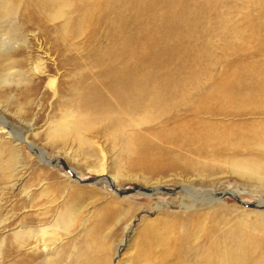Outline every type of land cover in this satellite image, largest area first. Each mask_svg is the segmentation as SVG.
Wrapping results in <instances>:
<instances>
[{"label":"bare ground","instance_id":"bare-ground-1","mask_svg":"<svg viewBox=\"0 0 264 264\" xmlns=\"http://www.w3.org/2000/svg\"><path fill=\"white\" fill-rule=\"evenodd\" d=\"M211 2L0 0L1 14L5 6L17 8L9 15L14 16L13 31L24 27L33 36L20 40L3 28L2 53L15 51L22 41L40 42L39 33L46 32L49 22H66L54 27L61 33V42L54 38L53 43L65 46L60 49L61 54L57 47L64 60L55 63V69L63 71L62 82L67 83L71 95L68 103L79 118L70 124H50L46 135L49 140L58 148L76 145L81 158L75 162L100 177L95 180L97 184L105 181L114 188L124 180L140 182L148 187H136V191L147 197L174 194L169 185H177L185 191L180 201L182 209L195 208L188 204L191 201L207 204L200 212H164L173 217L171 221L160 217L151 222L144 220L142 243L134 260L137 264H264V84L259 83L257 76L246 82L244 76L234 71L225 79L219 78L211 88L198 85L202 66L210 58L212 61L211 53L202 47L201 36L205 34L198 31ZM69 21L86 27L74 30L73 37L84 36L85 42L99 48L86 55L76 51L67 59L66 52L75 51L65 45L69 43ZM248 30L254 33L256 27L249 25ZM30 49L28 56L32 58ZM39 51H44L40 45ZM20 64L11 61L0 83L31 84L35 77L40 79L50 71L39 59L32 65L31 73H27L32 74L30 79L26 73L12 74V67ZM55 83V77L49 78L48 87L58 95L61 90L55 88ZM244 116L257 118L254 122L229 123L221 128L211 122ZM3 124L6 127H0V135L13 138L14 132L7 129L6 122ZM99 137L105 140L106 149L110 145L118 151L113 161L104 146L98 144ZM39 152L44 156L41 149ZM90 159L95 163L89 165ZM221 163L229 164L228 173L233 174L227 179L235 181L238 177L259 189L261 199L255 203V210L215 204L225 194L237 198L235 191L220 196L178 181L186 176L200 177V172L213 174L210 177L224 174L220 171ZM220 176L212 183L213 188L221 184L225 175ZM14 183L15 180L10 182ZM69 188L70 198L81 203L83 191L73 190L72 185ZM46 192L44 189L42 195ZM129 201L122 196L107 201L96 212L89 234L106 230L117 216L121 218L123 203ZM129 204L141 208L134 201ZM136 210L127 207L121 222ZM62 211L50 224L41 226L39 234L30 229L16 235L14 253L28 247L32 251L15 257L17 264H33L37 260L38 264H72L73 256L81 264L88 263L78 247L67 254L68 249L61 246L60 231L70 234L72 230L68 202ZM86 225L83 219L80 227L84 234Z\"/></svg>","mask_w":264,"mask_h":264},{"label":"rangeland","instance_id":"rangeland-1","mask_svg":"<svg viewBox=\"0 0 264 264\" xmlns=\"http://www.w3.org/2000/svg\"><path fill=\"white\" fill-rule=\"evenodd\" d=\"M5 7L6 10L0 13V33L3 28H6L12 37L24 41L25 36L31 39L33 36L24 27L20 31H13L12 26L15 23L11 20L14 16L9 15L13 14L17 8L14 5L11 8ZM202 20L201 31L199 29L198 31L205 34L201 36L203 38L202 47L211 53L212 61L210 58L209 63L202 66L203 73L198 79V85L211 88L219 78L225 79L234 71L244 76L246 82L257 76L259 83L264 84V0H212ZM64 23L66 22L63 20L49 22L46 32L39 33L42 35L40 42L33 40L31 43H23L22 41L23 44L20 43L15 51L0 52V81L11 61L21 64L12 67L10 72L12 74L26 73L29 79L32 75L29 76L30 69L39 59L50 70L40 79L35 77L31 84L21 81L19 84L6 86L0 83V127H6L3 126L6 122L7 129L14 132L11 139H4V134L0 135V264H17L15 257L26 254V251L31 253V247L20 250V253H14L15 241L18 239L16 235L30 229L37 231L41 229V226L50 224L56 218L57 213L63 212L66 202L69 203L72 230L70 234L60 231L62 237L60 243L63 248L68 249L67 254L71 253L73 248L78 247L88 259L87 264H137L134 260L139 255V244L142 243L140 235L145 226L142 223L144 220L151 222L160 217L163 218L162 220L165 218L171 221L173 217L164 212L183 214L184 212H200L201 208L207 204L191 201L188 204L195 208L182 209L180 201L185 191L183 192L177 185H169V189L176 192L174 194L147 197L139 195L136 191V187H148L140 182L124 180L125 183L114 188H110L105 181L97 184L95 180H99L100 177L75 162V159L80 160L81 158L76 145H66V149L65 147L58 148L54 141L49 140L46 135H48L50 124H70L78 121L79 118V113L68 103L71 95L68 93L67 83L62 82L63 71L57 72L55 69V63H61L64 60V56H60V49H64L65 46L62 43L57 46L53 43L54 38L57 43L61 42L59 37L61 33H57L58 29L54 27H59ZM67 25L69 43L65 45L75 49L73 52H66L67 59L74 56L76 51L79 55H86L99 48L97 45L85 42L84 36L79 39L73 37L74 30L79 27L86 28L81 23L69 21ZM249 25L256 27L254 33L248 30ZM48 36H51L50 39ZM39 45L43 47V52L39 51ZM57 47L60 54L57 52ZM29 49L32 52V58L28 56ZM52 77L56 78L55 88L58 91L61 90L58 95H55L53 89L48 87L49 78ZM256 118L251 116L228 117L220 121L214 119L211 122L220 124L221 128L229 123L242 125L245 122H254ZM98 142L102 146L106 145L103 137H99ZM40 149L44 152V156L40 155ZM106 150L110 161L118 156V151L110 145L107 149L104 146L105 153ZM57 159L62 164L57 163L55 161ZM88 163L92 165L95 161L90 159ZM221 165L220 171L224 174L220 175L225 176L216 188L212 187V183L220 175L210 177L213 174L200 172V177L186 176L178 181L187 182L197 189L213 191L220 196L222 193L235 191L237 198L225 194L220 201H214L215 204L228 209L237 207L241 210H255V203L261 199L257 192L259 189L253 188L252 183L238 177L235 181L227 179L233 176L228 173L229 164L221 163ZM71 169L74 172H71ZM11 173H15V177L9 178ZM14 180L15 183L10 184ZM71 185L74 187L73 190L83 191L81 203L70 198L71 189L69 187ZM44 189L47 192L42 195ZM118 196L130 200L123 203L122 217L127 207L133 206L137 209L132 213V217L123 223L121 222L122 217L117 216L106 230L89 234V227H93L96 212L104 208L107 201ZM131 201L140 205L141 208L138 210L137 206L129 204ZM56 203H58L57 206H55ZM83 219L87 223L85 227L87 234H84L80 227ZM72 240L75 242L73 243ZM155 247L153 246V250ZM33 264H38V260ZM72 264L81 263L73 256Z\"/></svg>","mask_w":264,"mask_h":264}]
</instances>
